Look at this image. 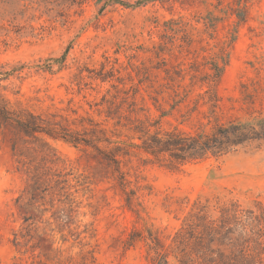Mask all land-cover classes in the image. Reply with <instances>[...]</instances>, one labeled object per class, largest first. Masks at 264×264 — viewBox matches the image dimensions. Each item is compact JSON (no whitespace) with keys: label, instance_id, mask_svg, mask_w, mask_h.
I'll use <instances>...</instances> for the list:
<instances>
[{"label":"rangeland","instance_id":"1","mask_svg":"<svg viewBox=\"0 0 264 264\" xmlns=\"http://www.w3.org/2000/svg\"><path fill=\"white\" fill-rule=\"evenodd\" d=\"M244 1L248 20L239 24L229 17V6ZM209 14L224 22L206 30ZM237 29V40L226 47L230 63L219 94L224 119L246 122L249 113L264 112V0H223L221 7L218 0H0V95L49 124L56 119L80 132L105 129L121 140L131 134L106 118L111 102L122 104L124 113L134 103L133 118L192 132L202 119L189 111L202 73L187 72L219 54ZM175 69L185 70V77ZM15 138V130L0 121V264H25L11 244L21 223L15 202L25 185L14 162ZM50 141L87 182L79 199L84 220L95 230L97 264H147L142 246L123 250L131 230L148 223L171 234L187 204L197 199L264 202V143L181 170L135 159L131 166L140 167L153 189L138 220L123 208L91 149Z\"/></svg>","mask_w":264,"mask_h":264},{"label":"trees","instance_id":"2","mask_svg":"<svg viewBox=\"0 0 264 264\" xmlns=\"http://www.w3.org/2000/svg\"><path fill=\"white\" fill-rule=\"evenodd\" d=\"M218 1L223 6V0ZM220 11L226 12L225 8ZM229 12V17L235 16L239 24L247 22L248 2L235 8L229 6ZM209 15L206 30L216 29L218 20L224 22ZM238 32L237 29L228 33V41L219 54L203 65L194 64L187 72L202 73L201 91L195 107L189 109L202 119L199 128L192 132L163 129L150 118H133L134 103L124 113L122 104L111 102L106 118L131 134L128 140H121L108 137L105 129L80 132L56 119L49 124L43 116L21 104L14 107L0 95V121L16 132L12 145L14 162L25 180L15 202L21 223L11 240L21 262L97 264L96 245L92 244L95 230L92 223L84 220L87 213L82 212L79 199L80 190H85L80 187L87 182L68 167L50 140L91 149L97 163L105 169L111 189L121 197L123 208L138 220L144 212L143 199L151 196L153 189L140 167L131 166L135 159L181 170L208 159L220 162L248 145L264 143L263 110L249 113L246 122L224 119L225 105L219 88L230 63L226 47L237 40ZM183 72L175 69L174 74L183 78ZM171 90L177 94L174 87ZM177 220L179 226L168 235L148 223L142 228L134 227L122 243L123 250L142 246L147 264H264L263 201L197 199L187 204Z\"/></svg>","mask_w":264,"mask_h":264}]
</instances>
